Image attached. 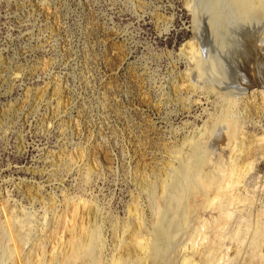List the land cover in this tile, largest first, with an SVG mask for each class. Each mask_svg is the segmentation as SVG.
Here are the masks:
<instances>
[{
	"label": "rangeland",
	"instance_id": "374dc122",
	"mask_svg": "<svg viewBox=\"0 0 264 264\" xmlns=\"http://www.w3.org/2000/svg\"><path fill=\"white\" fill-rule=\"evenodd\" d=\"M243 11L264 0H0V264L94 232L99 264H140L196 164L223 190L167 264L190 237L193 264H264V14L242 36Z\"/></svg>",
	"mask_w": 264,
	"mask_h": 264
},
{
	"label": "bare ground",
	"instance_id": "6f19581e",
	"mask_svg": "<svg viewBox=\"0 0 264 264\" xmlns=\"http://www.w3.org/2000/svg\"><path fill=\"white\" fill-rule=\"evenodd\" d=\"M208 8H210V6ZM263 14L264 11H259L258 13L243 11V26H241L237 32L243 36L245 33V30H243L245 28L244 24L247 21L256 20L258 16ZM252 42L250 44H252ZM239 46H241L239 39L236 38L235 47L231 52L230 57H228V64L225 67L226 69L223 70L224 74H232V68L234 69V64L232 63L234 59H237L236 55ZM203 69L204 68L202 67L201 70L203 71ZM201 171V167L196 164L188 170H183L179 175H175L176 180L173 178L174 180L170 184L163 187L162 200L159 198L161 202H158H160L161 206L168 210L172 215L171 222L165 230L159 226L160 233L158 232L153 240L145 245H140L137 242H134L135 248L128 250L126 253L127 256L140 262V264H167L165 259L166 256L164 257V254H167L166 251H168L170 247V242L172 246L174 244V246H178V243L180 244L182 238L184 226L196 219V212L198 209L203 208L208 203L207 198H209V194L219 195L223 190L222 184L224 180L219 175L209 173L208 175H205L201 173ZM234 176L235 172H232L229 173L226 178L234 183ZM92 234L93 235L89 236L85 234V238L83 236V239H80L81 242L65 257L62 264H99L97 253L94 251V246L98 242V235L95 232ZM261 237H263V234ZM261 237L259 238L262 240ZM191 242L192 237H190L187 245L183 244V247L181 246L182 249L180 248V254H183L182 264H193L189 259L190 250L192 249L191 246H189ZM0 252H2V250H0ZM18 252L19 251H17L15 257L10 254V257H13V263L29 264V261L22 257L20 255L21 253Z\"/></svg>",
	"mask_w": 264,
	"mask_h": 264
}]
</instances>
